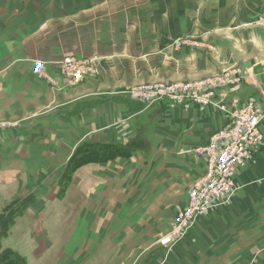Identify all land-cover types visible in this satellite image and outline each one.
<instances>
[{"label": "crops", "instance_id": "obj_1", "mask_svg": "<svg viewBox=\"0 0 264 264\" xmlns=\"http://www.w3.org/2000/svg\"><path fill=\"white\" fill-rule=\"evenodd\" d=\"M263 17L264 0H0V116L23 117L0 131V192L25 182L42 195L23 215L30 223L16 231H36L35 242L24 247L38 252L40 262L28 264H67L79 252L82 235L92 247L87 264H264V142L238 167L229 201L165 246L159 239L207 169L196 147L231 117L193 101L149 107L111 90L45 110L51 86L33 71L35 62L47 61L50 73L63 77V58L73 55L102 60L101 72L111 84V77L122 81L128 72L141 77L147 65L205 77L218 73L222 62H238L257 71L239 96L264 109V28L252 24ZM185 35L215 51L174 50L172 40ZM83 141L133 150L126 158L79 168L72 193L100 192V199L105 192L103 200L72 199L56 210L55 224L51 206L67 201L46 192L56 189L58 173Z\"/></svg>", "mask_w": 264, "mask_h": 264}, {"label": "rangeland", "instance_id": "obj_2", "mask_svg": "<svg viewBox=\"0 0 264 264\" xmlns=\"http://www.w3.org/2000/svg\"><path fill=\"white\" fill-rule=\"evenodd\" d=\"M257 27H263V25L259 23L253 22ZM174 50L180 51L183 48H200V49H206L208 52H214L215 46L209 43H206L204 41H201L200 39H197L193 36L185 35L182 37H177L174 40H172V46ZM67 58H74L77 60H83L80 58H77L73 55H67L63 58L62 61V74L63 77H57V75H53L50 73V69L45 67L46 62L45 61H37L34 63L33 71L35 74L40 75L44 79L47 80L49 83V86H51V90L49 93V98H47L45 101V110L51 109L55 106H58L59 104H63L69 101L74 100L78 97H85L93 94H98L101 91H109L111 90V94L114 95H126L131 99L137 100V101H144L149 107L155 105V102L149 101V99L145 95H149L152 90L158 88H170L177 85H189L196 82H209V81H219L222 78H228L231 77L234 73H239L240 77L243 78L244 81H246L249 78V75L255 76L257 71L255 70V67L253 65H244L241 63H221V70L218 73H214L205 77H196L195 75H191L189 72H182V73H173L166 70H174L170 67L166 68L164 66H160L158 64H155L154 66H148L145 67L146 69H141V67L138 70H142V75L139 78H133L128 72L123 77L122 81L120 79H114L110 78V83L107 84V81L109 77H105L104 73L101 72L102 68H106L104 62L102 60H94L90 61L87 65H82V69L79 70V73L77 76L73 75V72L71 68L69 67L68 70H66L65 66V60ZM86 61V60H83ZM125 66L128 67V63H124ZM42 65V66H41ZM115 68H120L118 64L113 65ZM100 72H98L99 70ZM127 69V68H126ZM184 69V68H183ZM77 72V67L75 68ZM98 70V71H97ZM140 70V71H141ZM139 71V73H141ZM152 71V72H151ZM236 71V72H234ZM256 71V73H255ZM98 72V73H97ZM231 75V76H230ZM220 78V79H217ZM122 82V83H121ZM244 84V83H243ZM100 91V92H99ZM103 92L106 94H109L110 92ZM167 100V99H166ZM23 117L20 116L17 113H8L6 115L0 116V131L4 129H8L9 127H15L18 125L19 121H22ZM88 141H83L77 145L75 150L80 145H85ZM90 143H99L101 142H90ZM5 144V143H3ZM117 144V143H114ZM117 145H120L119 143ZM122 146H124L122 144ZM75 150L73 151L72 155L74 154ZM131 151H129L130 153ZM132 153V152H131ZM130 153V154H131ZM129 154V155H130ZM72 155L67 160L66 164L64 165L63 169L58 173L56 179V189L51 193L50 191H47L46 193L49 195L50 198H56V199H62L66 200L67 202H54V204L51 206L53 208V214L50 215L51 222H59L58 217L56 218V210L58 212H61L66 205V203L70 202V200L79 199V200H103L104 193H101L102 196H100V199H98V194L94 195V192L91 191L90 193H85L77 195L75 197V194L72 193L73 188V182L75 180L76 173L79 168H82L86 164H92L95 163L97 165H100L104 163L105 161L102 160H93L89 162H82L78 165L75 163V161H72ZM129 155L124 156H117L115 158L108 159L107 161H113L114 159L118 157H128ZM71 162V163H70ZM73 170V171H72ZM72 171V172H71ZM100 174H103L101 172ZM35 182H32V185H34ZM38 184V183H37ZM126 187L125 190L127 192L129 191V187L127 186V181L125 182ZM123 185V187L125 186ZM25 185V188H24ZM24 185L22 182L17 184V189H13L12 191H1L0 192V250H4L7 248H11L15 251H19L18 253H25L24 255H27L29 258L25 257L23 254H21L25 260L27 261L29 259V262H40V258L37 254L32 255L25 245H32L34 241L33 235H36V231L34 232H16L21 231L24 229V226L26 221L23 217V215L26 213V211L29 210V208L37 202V199L39 197H42V195L37 192L36 190H33L30 186V184H26L24 182ZM103 187V185H101ZM110 189V188H109ZM108 189V190H109ZM98 192V191H96ZM118 194V193H117ZM230 197V196H229ZM229 197L225 198L224 201L226 204L229 201ZM35 202V203H34ZM86 204V203H85ZM81 207H84L82 205ZM80 206L77 207V209H82ZM76 213H78L76 211ZM85 214H87V211L84 209L82 212H80V217H83ZM14 215L13 220L10 222L11 216ZM177 218V217H176ZM60 220H62L60 218ZM176 221V220H175ZM87 223V221H85ZM30 223V222H29ZM95 225V221L92 222ZM91 224V221H90ZM9 225V226H8ZM4 227H8L5 231ZM39 232V231H37ZM88 236L82 235V238L80 239V247L79 252H76L72 259L68 260L69 262L67 264H87V261L89 259V252L91 251L92 247L90 246V243H88ZM39 239V238H38ZM71 244V243H70ZM46 245V244H45ZM34 246V245H33ZM152 247V246H151ZM150 247V248H151ZM149 248V249H150ZM102 256L101 254H97L96 257ZM31 259V260H30ZM28 264V261H27Z\"/></svg>", "mask_w": 264, "mask_h": 264}, {"label": "built area", "instance_id": "obj_3", "mask_svg": "<svg viewBox=\"0 0 264 264\" xmlns=\"http://www.w3.org/2000/svg\"><path fill=\"white\" fill-rule=\"evenodd\" d=\"M256 22L264 26V17L255 20ZM89 63L74 58L65 60L66 70L70 67L75 76L82 69V65ZM253 77L251 73L244 81L239 73H234L228 78H217L219 81L163 87L145 95L149 101L155 103L167 99L173 103L193 101L201 105H211L231 117L230 123L215 132L206 145L196 147L198 154L206 156V172L194 182L187 206L179 211L171 230L159 239L161 244H173L187 232L199 216L223 205L225 197H229L235 189L234 178L238 167L246 165L252 147L264 142V109L253 100L243 101L239 96L241 85L252 83Z\"/></svg>", "mask_w": 264, "mask_h": 264}, {"label": "trees", "instance_id": "obj_4", "mask_svg": "<svg viewBox=\"0 0 264 264\" xmlns=\"http://www.w3.org/2000/svg\"><path fill=\"white\" fill-rule=\"evenodd\" d=\"M132 147L122 146L113 143H90L80 145L72 155V161L77 163L76 165L93 160L107 161L108 159L115 158L117 156L129 155L132 152ZM129 151H131L129 153ZM70 162V163H71ZM73 171V170H72ZM71 171V172H72ZM14 215L11 216L10 222L13 220ZM9 226V225H8ZM8 227H4L5 231ZM0 264H27L25 258L17 251L7 248L0 250Z\"/></svg>", "mask_w": 264, "mask_h": 264}]
</instances>
